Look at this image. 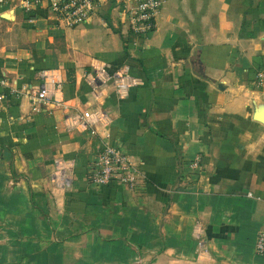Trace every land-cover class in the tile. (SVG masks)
<instances>
[{"label":"crops","instance_id":"crops-1","mask_svg":"<svg viewBox=\"0 0 264 264\" xmlns=\"http://www.w3.org/2000/svg\"><path fill=\"white\" fill-rule=\"evenodd\" d=\"M114 0L84 23L57 27L43 9L0 11V264H264V92L252 76L264 53V0H165L140 46L126 42ZM136 78L120 100L93 88L91 64ZM54 69L66 107L32 101ZM12 89H20L14 93ZM109 122L67 127L73 110ZM103 143L136 163L131 188L90 184ZM72 161L70 189L49 181ZM249 192L250 194H247Z\"/></svg>","mask_w":264,"mask_h":264},{"label":"built area","instance_id":"built-area-1","mask_svg":"<svg viewBox=\"0 0 264 264\" xmlns=\"http://www.w3.org/2000/svg\"><path fill=\"white\" fill-rule=\"evenodd\" d=\"M165 0H114L118 9V20L124 26L127 34L126 42L133 47L140 46L142 39L155 27L158 15ZM11 4L25 13L43 9L57 27H73L86 22L96 10L99 0H0V11L5 4ZM38 81L30 89H21L32 101L50 102L54 105L66 107L62 98L61 79L54 69H42L38 72ZM89 84L96 88L109 83L115 99L120 100L126 94L129 86L136 83V78L128 73L126 66L121 65L111 73H107L102 62L91 64V70L86 73ZM252 83L258 90L264 92V53L260 63L255 68ZM6 80L0 78V85ZM14 93L20 89H12ZM65 125L71 128L85 129L95 122L105 125L109 122L105 109L97 106L93 109L73 110L66 114ZM136 163L127 152L116 145L103 143L95 152L85 171L88 183L101 185L117 182L124 187L131 188L137 178ZM73 177L72 161L69 158L56 156L52 161L49 181L59 190L71 187ZM247 194H250L247 192ZM254 252L264 253V229L256 232Z\"/></svg>","mask_w":264,"mask_h":264},{"label":"rangeland","instance_id":"rangeland-1","mask_svg":"<svg viewBox=\"0 0 264 264\" xmlns=\"http://www.w3.org/2000/svg\"><path fill=\"white\" fill-rule=\"evenodd\" d=\"M52 255L50 256L48 264H60V259L57 260H52ZM63 264H90V260L85 259V258H78V259H65Z\"/></svg>","mask_w":264,"mask_h":264},{"label":"water","instance_id":"water-1","mask_svg":"<svg viewBox=\"0 0 264 264\" xmlns=\"http://www.w3.org/2000/svg\"><path fill=\"white\" fill-rule=\"evenodd\" d=\"M254 118H256L257 120H260L264 123V112L255 114ZM104 264H121V263H104Z\"/></svg>","mask_w":264,"mask_h":264}]
</instances>
